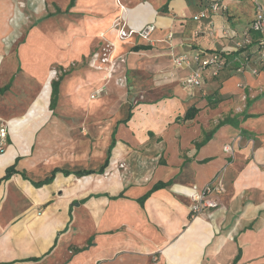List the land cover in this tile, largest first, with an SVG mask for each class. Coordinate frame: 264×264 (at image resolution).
Masks as SVG:
<instances>
[{"label":"crops","instance_id":"1","mask_svg":"<svg viewBox=\"0 0 264 264\" xmlns=\"http://www.w3.org/2000/svg\"><path fill=\"white\" fill-rule=\"evenodd\" d=\"M220 1L223 9L215 13L213 0H0V126L9 128L0 154V264H234L236 258V264H264V104L242 115L230 99L242 81L260 85L264 75L224 71L213 77L206 71L203 84L187 90L183 81L194 66L174 64L184 54L234 51L255 8L246 11V0ZM201 13L206 17L194 20ZM22 19L27 37L18 47L10 39ZM67 24L72 43L35 41L65 33ZM149 25L156 29L148 40L117 37L123 27ZM225 30L237 37H225ZM85 46L89 69L72 73L84 83L80 91L73 86L65 95L61 78L54 81L55 101L54 82L44 101L45 90L33 96V86L24 93L14 89L19 68H29L31 81L49 80V68L68 60L65 52L79 56ZM140 46L148 49H135ZM106 54L124 60L108 81L92 66L95 55ZM126 74L135 82L132 103L123 86ZM190 108L196 114L186 118ZM80 111L90 124L66 121ZM108 115L115 116L109 123L99 120ZM84 125L99 164L91 168L78 167L80 157L72 151L63 155L62 147L76 142L66 131ZM12 166L16 173L5 179ZM55 169L60 171L50 183L37 185ZM79 170L95 173L82 184ZM158 183L169 186L140 202ZM212 184L225 188L209 197L216 207L193 215L195 197ZM86 243L88 250L74 253Z\"/></svg>","mask_w":264,"mask_h":264},{"label":"rangeland","instance_id":"2","mask_svg":"<svg viewBox=\"0 0 264 264\" xmlns=\"http://www.w3.org/2000/svg\"><path fill=\"white\" fill-rule=\"evenodd\" d=\"M244 6H245L244 8L246 11H248V12L254 11L255 5L253 4V0H252V2L249 0H246L244 2ZM51 11L52 10H50V12ZM69 20L71 23L73 22L72 19H69ZM24 22H25L24 19L18 20V27H21V29L18 28L17 35L13 36L15 38L12 37V39H10L11 42H14V40H15L18 47L20 46V44H22V42L24 41V38L27 37L26 34L24 33V28H23ZM67 25H68V27L64 30L65 33L62 32V34H61V31H60L59 34H52V35L44 36L43 37L44 40H42V36H35L34 37L35 41L36 42H39V41L44 42V41H47V39H49V42H59V43L63 42L64 44L65 43L66 44L72 43L71 40H72L73 34L70 33V30H72V27L69 24H67ZM100 37L104 40L107 38L106 34H102V35H100ZM4 42H8V39H5ZM108 43H109V41H106L104 43V45L102 46V49H104L108 45ZM17 51H19V50L17 49ZM88 52H89L88 46L87 47L85 46V50L81 51L79 56H78V53H77V55H74L73 51H70L68 53L65 52L66 60L67 59L68 60L64 63V65L55 64L49 68L48 72H50V73L52 72L53 73L52 76H54V78L52 80H51L52 76L49 78V80H48V76H46V77H42L40 79H36V77H32L33 81H31L30 79H28L26 77V72L29 70V68H27V67H23L21 69L19 68L18 72L14 73L16 78H15V82L13 83V87L15 90L18 91V93H22V92L24 93V92H27L26 89H28V86H30V87L33 86V88H34L33 90H35L33 96H36V95H38V93H42L43 90H45L44 94L42 95L43 101L46 99V96L50 92V88L52 90V83L54 81H57L60 78L63 80L61 82V84H62L61 89L65 95H67L69 92H71L73 90V86L77 87L76 88L77 91H80V86L83 85L84 83L82 81H79L78 79H75L74 77H72V73L78 71L79 69H83L85 71H86V69H89L87 62H86L88 59V57H87ZM17 53L18 52H16V54ZM4 55H5V57H8L9 52L6 50L4 52ZM15 58L17 60L19 59L17 55L15 56ZM2 70H4V68ZM3 73H5V72L1 71L0 76H2ZM244 73L250 74L255 79L259 78L260 75H262V74L264 75L263 71L258 72L257 74H252L251 69L247 70L246 72H243V73H237V75H244ZM6 75H8V74L6 73ZM125 79H126V84H125V80H124L123 86H124L125 90H127V92L129 90V92L132 93L131 95H129V101H131V103H132L135 101L134 100V97H135L134 94L136 93V87L133 88L132 90L129 89V87L134 86L135 82L134 83L131 82L130 74H126ZM50 80H51V82H50ZM128 80H130L129 83H128ZM239 88H240V93L238 94L237 97L230 96L231 97L230 99H233L232 102L235 103L234 107H233L234 108L233 111L239 110L238 112L239 113L242 112V115H243L245 112L244 110H246V109L249 110L253 107H257V108L261 107L262 108V106L264 104V82L260 85L252 86V85H248L245 81H242L239 84ZM89 92L91 94L93 93V92H91V90H89ZM92 95H91V97H92ZM70 100L71 99L67 98L65 102H69ZM92 100H94V98H92ZM81 111L78 112L77 114L69 116L68 119H66V121L75 123L76 125L90 124L91 123L90 117L88 115H86V112L84 113ZM111 117L113 119L115 116L114 115H108L107 119H105L102 116V118L100 117L99 120L102 119V122L109 123ZM96 120H97V118H96ZM52 121H56V119L52 118ZM4 125L8 129V137H9V128L6 124H4ZM86 125L82 126L79 131L78 130L66 131L67 136H69V135L75 136L76 142H75V144L71 143V147H70V144L66 143V145L62 148L64 151V154H63L64 158L67 157V155L70 154L72 151V152H74L75 158L80 157L78 167L80 166L82 168L83 167H85V168L90 167L91 168V167H94L95 165H99V164H98V162L95 161L94 156H92V150H90V148H89V145L91 144V149H92V147L94 145V142H93L94 140H92V138L89 136L88 126H86ZM42 132H43L42 130H40L38 132L39 137L42 134ZM8 137H7V142H8ZM33 149H34V153H40L39 147L38 148L34 147ZM96 153H98V152H96ZM1 154H3V153H1ZM89 159H91L90 162H88ZM84 161H86V162L84 163ZM120 167L122 168V170L124 169V171H127L124 164H121ZM80 180H81L82 184H87L89 178L86 176H82V177H80ZM88 244L89 243H86V246H84L82 248L76 247L74 250V253L77 254V253H81L83 251L88 250ZM154 261L156 262V259Z\"/></svg>","mask_w":264,"mask_h":264},{"label":"built area","instance_id":"3","mask_svg":"<svg viewBox=\"0 0 264 264\" xmlns=\"http://www.w3.org/2000/svg\"><path fill=\"white\" fill-rule=\"evenodd\" d=\"M255 5V18L251 26L243 32V39L235 43L234 52L236 53V62H239L237 68L238 73L246 72L251 69L252 74L264 72V0H253ZM222 1L213 0L211 8L213 12L217 13L223 9ZM206 17L205 13H201L194 17V20ZM154 25L146 26L141 30L125 29L124 27L117 31V37L121 41H127L130 38L139 37L148 40L151 34L155 31ZM225 37H235L236 34L225 30ZM172 37V36H170ZM230 37V38H231ZM237 37V36H236ZM115 45H109L108 48L112 50ZM108 49V51H109ZM245 49V50H243ZM124 62L123 59L114 58L111 54H106L104 57L95 55L92 58V66L101 72L106 73L105 79L111 80L119 72L118 63ZM176 68L182 69L185 67H193L192 73L183 81V86L187 90L199 88L204 82V73L209 71L211 76H218L227 65V59L219 53L206 54L202 52L195 53L193 56L184 54L174 59ZM122 83V78L119 79ZM105 90V86L100 88L92 98L99 96ZM8 129L5 125L0 126V154L4 153L7 148ZM226 152L230 147H225ZM225 191L222 184H212L206 187L202 194L195 197V205L192 208V213L199 214L205 208H214L216 203L209 197L215 194H220Z\"/></svg>","mask_w":264,"mask_h":264},{"label":"trees","instance_id":"4","mask_svg":"<svg viewBox=\"0 0 264 264\" xmlns=\"http://www.w3.org/2000/svg\"><path fill=\"white\" fill-rule=\"evenodd\" d=\"M249 26H251V24ZM241 39H243V38H241ZM135 49L136 50L148 49V47L147 46H140V47H136ZM243 50H245V49H243ZM204 53H206V54L219 53V54H222L227 59V65L223 69H221V71L219 72L220 74L222 72H224V71L238 73L236 70L239 67V62H236V60H235L236 59V53L234 51L225 52V51H219V50H210V51L206 50V51H204ZM218 76H216V77H218ZM53 86H54V101H55L56 100V96L55 95L57 94V89H58L57 83L54 82ZM195 112H196V110L194 108H190V110L188 111V113L186 115V118H193L194 115L196 114ZM113 145H111V147L109 148V151H108V154H107V159L104 162L102 168L99 170V173H103L105 168L107 167L108 162H109V157L111 156V150L113 148ZM58 171H60V170H58V169L53 170L52 175L50 177H47L43 181H40L37 185L41 186V185L50 183L54 179L55 174ZM63 172L66 175L70 174V172L67 171V170H63ZM14 173H16L15 166H12V167L8 168L7 172H6L5 179L10 178ZM94 173H95L94 170H79V171L75 172V174L78 177L88 176V175H91V174H94ZM167 186H169V183H158V184H156L149 193H147L142 199H140V202L144 203L145 200L151 195V193H153L154 191H157V190H159L161 188L167 187ZM237 260H238V258H236V260L234 261V264H236L238 262Z\"/></svg>","mask_w":264,"mask_h":264}]
</instances>
